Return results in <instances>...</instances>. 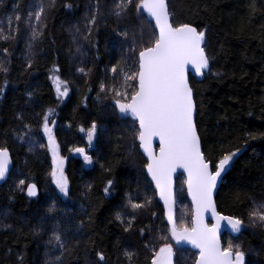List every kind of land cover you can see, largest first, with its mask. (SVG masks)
<instances>
[{"label":"trees","instance_id":"16d2710c","mask_svg":"<svg viewBox=\"0 0 264 264\" xmlns=\"http://www.w3.org/2000/svg\"><path fill=\"white\" fill-rule=\"evenodd\" d=\"M40 2L0 0L3 35L9 34V18L15 34V39H0V64L7 69L0 71V146L10 150L14 161L9 180L0 185V264H46V253L53 248L48 239L57 222L72 244L63 264H97L98 252L105 256V262L100 264H150L151 253L145 245L151 248L155 244L158 250L164 243H171L170 239H161L170 235L169 224L149 184L146 158L139 148L129 147L133 143L129 129L135 122L112 107L111 96L99 92V83L111 86L110 68L122 55L135 56L127 42L118 43L121 38L114 35V30L130 27L139 32L142 28L150 34L152 27L148 19L136 24L135 13L125 19L115 17L114 0H100L98 27L92 36L97 43L92 47L82 35L74 37L77 28L84 33L95 0H56L54 7H48L50 0H43L42 23L46 27L44 35L33 41L25 21L29 12L38 10ZM167 3L174 24L187 22L207 29L211 70L202 81L190 78L197 103V129L202 148L214 160L224 151L239 149L223 177L216 204L225 215L247 218L253 202H264V0ZM16 15L21 16L18 34ZM81 67L87 75L77 71ZM53 68L59 69L61 79L68 81L71 89L69 97L62 101L57 99L51 79ZM119 70L118 67L117 86L122 83ZM48 109L56 113L55 134L67 163L68 198L56 188L50 174L51 154L42 146L47 141L39 125ZM92 122L97 124L98 140L88 151L98 163L87 168L71 150L87 148L80 128L88 129ZM26 124L32 128L29 135H25ZM21 136L23 142L19 140ZM100 164L110 166L112 171H105ZM109 178L115 183L105 195L103 189ZM20 179L25 180V186L38 185L37 199H30L26 191L20 190ZM185 181L183 175L176 181V215L182 213L190 221L192 206ZM126 194L133 197V202H142L147 195L152 203L146 210L133 212L127 206ZM53 200L59 209L55 214L48 212ZM118 211L124 224L115 219ZM42 217L46 218L43 224ZM129 220L132 228L125 231ZM229 240L234 246H242L247 264H264V229L249 224L238 238L225 235L223 244L226 246ZM125 251L134 253L131 261ZM197 257L184 246L176 250L179 264H195Z\"/></svg>","mask_w":264,"mask_h":264},{"label":"snow or ice","instance_id":"6c2138e0","mask_svg":"<svg viewBox=\"0 0 264 264\" xmlns=\"http://www.w3.org/2000/svg\"><path fill=\"white\" fill-rule=\"evenodd\" d=\"M55 3L56 0H50L48 7H54ZM90 11L92 16L87 20L84 33H80V29L77 28L74 39L82 35L89 45L96 47L97 42L92 36L98 27L100 0H95V7ZM132 13H135L136 24H139L141 19H148L152 32L145 34L142 28L137 32L135 28L130 27L114 30V35L121 38L118 43L127 42L129 51L135 53V56L122 55L120 61L110 68L113 74L112 85L101 81L99 92L106 96L110 95L113 100L112 107L118 109L122 117H130L135 122L129 129L133 139L129 147L131 150L142 149L146 155L144 168L147 176L151 178L149 184H154L153 191L158 193L159 199L164 202L167 222L170 225V235L161 239L173 240L177 245L187 243L198 249L196 264H247V254L240 244L234 246L229 240L225 246L221 242L220 229L224 222L235 234H241L249 224L264 229V202L258 204L253 202L247 218L223 215L217 210L214 194L217 192L218 184L222 182V177L233 164L239 149L224 151L214 160L206 155L202 148L196 123L197 103L193 87L189 83L188 72L191 68L195 74L203 76L206 70L209 72L211 70L212 57L207 53V29L201 30L199 26L187 22L174 24L173 13L169 10L167 0H114L112 14L115 17L125 19ZM144 13L147 14L146 17ZM44 17L45 5L41 0L38 10L35 13L29 12L25 21L33 41L44 35L43 28L46 27V24L42 23ZM15 20L17 22L15 33L18 34L21 16L16 15ZM8 24V35H3V28L0 27V39L5 41L15 39L11 18L8 19ZM3 51L7 52V48ZM79 51L78 46L77 52ZM121 64L124 66L120 67ZM31 66L29 61L28 67ZM118 67L119 78L122 80L119 86L115 83ZM0 71L7 72V69L0 64ZM77 71L87 75L83 67ZM54 80L57 99H67L71 91L69 82L61 79L59 75L55 76ZM129 82L134 83L130 85ZM129 86L131 91L128 90ZM55 115L54 109H48L41 117L39 126L47 136V144L42 146L52 155L53 169L50 174L55 186L59 194L68 198L70 185L64 172L65 160L59 155L60 145L53 131L55 120L49 119ZM25 128L27 129L25 135H29L32 132L31 126L26 124ZM80 131H86L87 148L74 147L71 151L81 156L86 165L98 163L88 151L93 147L94 141L98 140L97 124L92 122L87 130L81 127ZM19 140L23 142V136L19 137ZM157 140L158 153L154 145ZM29 150H32L31 146ZM11 163L10 150L0 146V182L9 178ZM100 167L107 172L112 171L110 166L105 168L104 164H100ZM178 170H183V173L187 174L185 183L192 204L190 221L179 219L176 215L177 191L174 176ZM114 183L112 178L106 181L103 189L105 195L113 189ZM17 186L20 190L26 191L29 197L38 195L35 183L25 186V180L20 179ZM88 188L90 190L91 186ZM126 199L127 206L133 212L146 210L152 203L147 195L142 202H133L130 194H126ZM57 211L59 209L53 200L48 212L55 214ZM209 215L215 221L211 225L207 222ZM115 219L124 224L121 212L116 213ZM40 222L45 223L46 218L42 217ZM131 228L132 221L129 220L124 230L130 231ZM142 232L143 230L141 234ZM48 244L53 245V248L51 253H46L49 256L46 264H63L65 252L72 249V244L67 233H62L58 222L51 230ZM145 248L151 253L150 264H179L174 260L176 251L171 243H164L158 250L155 244L151 248L145 245ZM124 254L129 261L134 255L129 251H125ZM97 256V264L105 262L103 252H98Z\"/></svg>","mask_w":264,"mask_h":264},{"label":"water","instance_id":"95a60500","mask_svg":"<svg viewBox=\"0 0 264 264\" xmlns=\"http://www.w3.org/2000/svg\"><path fill=\"white\" fill-rule=\"evenodd\" d=\"M144 14L147 16L146 13H144ZM152 23L154 24V21H153ZM207 72H208V71L206 70V71H205V74H206ZM191 77H193V78L196 79L197 81H202V80L205 78V75H203V76H199V75L195 74V72H194L193 69L189 68L188 79H189V83H190V85H191V82H190V78H191ZM128 118H130V117H128ZM130 119H131V118H130ZM131 120H132V119H131ZM196 120H197V117H196ZM132 121H133V120H132ZM201 143H202V142H201ZM154 145H155L156 150H157V153H158V145H159V141H158V140L155 141V142H154ZM140 151H141L142 154H143V150L140 149ZM143 155H144V154H143ZM11 157H12V155H11ZM144 157H145L146 160H147L146 155H144ZM13 169H14V161H13V157H12V163H11V165H10V171H9V178H10V176H11V174H12ZM180 175H183V176L185 177V180H186V178H187V174H186V173H183V170H178L177 173H176L175 176H174L175 189H176V181H177V179H178V177H179ZM223 177H224V176H223ZM223 177H222V182H223ZM9 178H8L6 181L0 182V185L5 184V183L9 180ZM148 178H149V180L151 179L149 176H148ZM222 182H221L220 184H218L217 192L214 194L215 200H216L217 195H218V192H219V190H220V188H221ZM35 184H36V183H35ZM36 185H37V184H36ZM152 185H153V188H154V184H152ZM37 189H38V195H37L36 197H29L28 195H27V196H28L30 199H37V198L39 197V194H40V190H39L38 185H37ZM186 191H187V187H186ZM26 194H27V192H26ZM156 194H157L158 202H159L160 205L162 206V208H163V210H164V213H165V216H166V209H165V206H164V202H163L162 200L159 199V195H158V193H156ZM187 198H188V200H189V202H190V204H191V197H190L188 194H187ZM191 206H192V204H191ZM217 210L219 211L218 207H217ZM176 212H177V204H176ZM219 212H220V211H219ZM221 214H223V213H221ZM223 215H225V214H223ZM207 222L209 223V225L215 223V221L212 219V217H211L210 215L208 216V220H207ZM225 235H230V236L235 237V236H238L239 234H235V233H233V232L231 231L230 227L227 225V223L224 222V223L222 224L221 229H220V238H221V242H222V243H223V237H224ZM184 247L188 248L189 250H191V251H193V252H195V253H197V254H198V252H199L198 249L193 248L190 244L184 243ZM197 259H198V257H197ZM174 260L176 261V256L174 257ZM196 261H197V260H196ZM195 264H196V262H195Z\"/></svg>","mask_w":264,"mask_h":264},{"label":"rangeland","instance_id":"374dc122","mask_svg":"<svg viewBox=\"0 0 264 264\" xmlns=\"http://www.w3.org/2000/svg\"><path fill=\"white\" fill-rule=\"evenodd\" d=\"M57 75H59V72H57V68H53V70L51 71V79H52V82H53V84H54V87H55V80H54V77L57 76ZM59 76H60V75H59ZM60 78H61V77H60ZM62 100H64V99H62ZM62 100H61V101H62ZM49 119H50V121H51V120L54 119V117H50ZM54 120H55V119H54ZM55 126H56V121H55ZM85 130H87V129H85ZM53 131H54V133H55V127L53 128ZM42 132H43V131H42ZM81 133H83L84 138H85L86 143H87L86 131H85V132H81ZM43 135H44L45 140L47 141V136H46L44 133H43ZM96 141H97V140H96ZM96 141H94L93 147H92L91 149L94 148V146H95V144H96ZM57 142H58V141H57ZM91 149H89V150H91ZM50 154H51V153H50ZM59 155L62 156L60 152H59ZM74 155H76L77 157L82 158L81 156H79V155L76 154L75 152H74ZM62 157H63V156H62ZM51 158H52V155H51ZM63 158H64V157H63ZM82 159H83V158H82ZM64 160H65V164H64V172H65L67 163H66V159H65V158H64ZM85 165H86V164H85ZM86 167H87V168H91L92 165H86ZM177 217H178L179 219H182V220H188V218H186V216H185L184 214H182V213L179 214V215H177ZM169 228H170V225H169ZM171 244L173 245V248H174L175 251H176L178 248L184 246V243H181L180 245H177V244L175 243V241H173V240H171Z\"/></svg>","mask_w":264,"mask_h":264}]
</instances>
